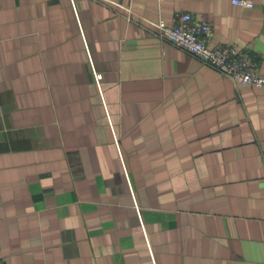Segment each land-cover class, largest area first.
Masks as SVG:
<instances>
[{"label":"crops","instance_id":"crops-1","mask_svg":"<svg viewBox=\"0 0 264 264\" xmlns=\"http://www.w3.org/2000/svg\"><path fill=\"white\" fill-rule=\"evenodd\" d=\"M184 12L264 74V0H0L5 264H264V87L150 23Z\"/></svg>","mask_w":264,"mask_h":264},{"label":"built area","instance_id":"built-area-1","mask_svg":"<svg viewBox=\"0 0 264 264\" xmlns=\"http://www.w3.org/2000/svg\"><path fill=\"white\" fill-rule=\"evenodd\" d=\"M230 2L244 7H252L254 4V0H230ZM150 23L157 28V34L161 39L170 41L187 53L199 57L219 73L234 81L258 88L264 87V74L255 70L247 54L240 52L234 45L211 44L210 25L193 19L189 12L182 13L176 24H168L163 18ZM93 74L95 82L99 84L100 73L93 68ZM0 264H5L2 258Z\"/></svg>","mask_w":264,"mask_h":264}]
</instances>
